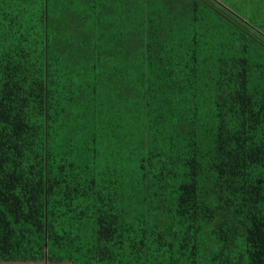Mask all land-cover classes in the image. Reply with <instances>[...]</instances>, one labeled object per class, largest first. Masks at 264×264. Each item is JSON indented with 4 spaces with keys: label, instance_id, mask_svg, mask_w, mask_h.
<instances>
[{
    "label": "trees",
    "instance_id": "16d2710c",
    "mask_svg": "<svg viewBox=\"0 0 264 264\" xmlns=\"http://www.w3.org/2000/svg\"><path fill=\"white\" fill-rule=\"evenodd\" d=\"M159 1L0 0V264H264V39Z\"/></svg>",
    "mask_w": 264,
    "mask_h": 264
},
{
    "label": "crops",
    "instance_id": "0c3cea01",
    "mask_svg": "<svg viewBox=\"0 0 264 264\" xmlns=\"http://www.w3.org/2000/svg\"><path fill=\"white\" fill-rule=\"evenodd\" d=\"M226 1L230 3L233 9L239 10L236 17L249 24L255 34L264 39V0H219L220 3ZM256 52L259 55L264 53L262 51Z\"/></svg>",
    "mask_w": 264,
    "mask_h": 264
},
{
    "label": "rangeland",
    "instance_id": "374dc122",
    "mask_svg": "<svg viewBox=\"0 0 264 264\" xmlns=\"http://www.w3.org/2000/svg\"><path fill=\"white\" fill-rule=\"evenodd\" d=\"M200 1H201V0H200ZM213 1H215L216 3H218V4H219L220 6H222L225 10L229 11L233 16L239 13V10H238V9H233V8L230 6V3L227 2V1H226L225 3H220L219 0H213ZM175 2H176L175 0H160V1L158 2V4H159L160 7L162 8V10L166 13L167 10H165L166 8H163V6L165 7L167 3H168V5L172 6V4L175 5ZM198 3H199L198 5L202 4L201 2H198ZM228 6H230V7H228ZM200 7H203V8H204V6H201V5H200ZM211 15H212V14H211ZM213 15H214V14H213ZM226 15H228V14H226ZM237 18H238V17H237Z\"/></svg>",
    "mask_w": 264,
    "mask_h": 264
}]
</instances>
